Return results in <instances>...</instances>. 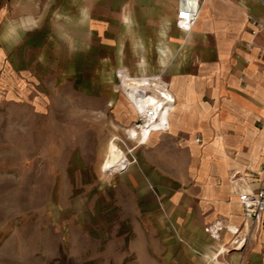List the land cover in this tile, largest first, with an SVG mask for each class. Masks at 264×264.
<instances>
[{
  "label": "rangeland",
  "instance_id": "374dc122",
  "mask_svg": "<svg viewBox=\"0 0 264 264\" xmlns=\"http://www.w3.org/2000/svg\"><path fill=\"white\" fill-rule=\"evenodd\" d=\"M179 4L0 0V264H89L86 251L101 245L113 222V264H163L168 220L157 191L173 166L164 140L151 141L161 131L146 143L127 132L141 116L120 72L167 80L183 53L173 36L190 40L172 13ZM111 140L136 159L134 173L104 169ZM244 164V173L230 175L239 192L258 171ZM135 177L148 195L134 187ZM219 252L184 251L183 259L228 264Z\"/></svg>",
  "mask_w": 264,
  "mask_h": 264
},
{
  "label": "crops",
  "instance_id": "0c3cea01",
  "mask_svg": "<svg viewBox=\"0 0 264 264\" xmlns=\"http://www.w3.org/2000/svg\"><path fill=\"white\" fill-rule=\"evenodd\" d=\"M200 2L198 20L187 31L190 40L179 31L173 36L177 52L183 53L166 73L175 98L170 128L151 138L164 140L167 162L173 166L168 184L157 191L170 221L163 224L162 263L192 264L183 259L184 251L215 257L227 248L222 257L228 264H264V212L260 224L247 222L237 180L230 179L232 171L244 173L245 160L258 170L253 183L245 179V185L258 186L264 179L259 173L264 166V127H255L257 119L264 120V0ZM178 9L172 8L175 18ZM234 150H241L240 159L233 158ZM179 155L185 157L181 167ZM127 170L124 173L135 172L134 167ZM132 181L143 196L149 194L141 179ZM185 185L190 193L181 190ZM217 220L226 221L231 229L239 227V235L224 230L217 245L205 230ZM114 227L113 222L111 233L104 232L106 239L94 252L86 251L87 263L113 264L116 246L111 241L118 233ZM242 236L244 243L236 247L233 239Z\"/></svg>",
  "mask_w": 264,
  "mask_h": 264
},
{
  "label": "bare ground",
  "instance_id": "6f19581e",
  "mask_svg": "<svg viewBox=\"0 0 264 264\" xmlns=\"http://www.w3.org/2000/svg\"><path fill=\"white\" fill-rule=\"evenodd\" d=\"M120 76L124 92L133 103L137 113L144 118L141 124L138 126L133 125L127 132L132 139H138L141 143H146L153 132L170 127V116L174 109V94L169 88V83L163 80L161 76L135 78L130 76L127 70H121ZM151 109L155 111L156 119L146 117ZM115 142L110 143L107 158L103 161L105 170H116L128 158ZM234 174V177H237L241 172L236 171ZM224 251H228V249L224 248Z\"/></svg>",
  "mask_w": 264,
  "mask_h": 264
},
{
  "label": "built area",
  "instance_id": "2783aa9c",
  "mask_svg": "<svg viewBox=\"0 0 264 264\" xmlns=\"http://www.w3.org/2000/svg\"><path fill=\"white\" fill-rule=\"evenodd\" d=\"M201 2L200 0H191L185 1L180 0L178 15H177V24L178 26L185 30L190 31L194 24L197 22L200 15ZM146 117H152L153 119L157 118V115L154 110H150ZM144 121V118L140 117V121L136 126L141 124ZM170 128V127H169ZM169 128L162 130L167 131ZM197 141H201V137H196ZM136 162L135 158H127L123 161L122 165L116 170L125 171L131 164ZM115 171V170H114ZM260 174L264 175V166L259 171ZM238 201L243 207V212L247 222H256L260 224L262 221V213L264 212V179H262L258 186H249L243 189L238 194ZM206 232L215 240L221 239L222 232L224 230H229L235 235H239V227L235 229L230 228L224 220H217L205 227ZM246 237L242 236L240 238L233 239V242L236 247H241L244 243Z\"/></svg>",
  "mask_w": 264,
  "mask_h": 264
}]
</instances>
